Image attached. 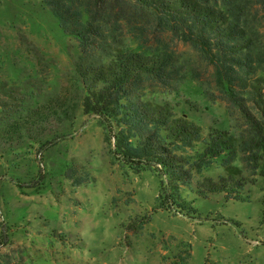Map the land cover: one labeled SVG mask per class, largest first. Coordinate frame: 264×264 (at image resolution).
<instances>
[{"label":"rangeland","instance_id":"1","mask_svg":"<svg viewBox=\"0 0 264 264\" xmlns=\"http://www.w3.org/2000/svg\"><path fill=\"white\" fill-rule=\"evenodd\" d=\"M172 46L196 62L188 45ZM77 58L41 0H0V120L52 96L78 102ZM158 96L205 130L230 128L225 103L196 80ZM112 139L77 106L74 120L26 148L0 149V264H264L262 177L243 201L199 196L193 184L166 188L154 170L116 159ZM221 172L214 164L192 180Z\"/></svg>","mask_w":264,"mask_h":264},{"label":"trees","instance_id":"2","mask_svg":"<svg viewBox=\"0 0 264 264\" xmlns=\"http://www.w3.org/2000/svg\"><path fill=\"white\" fill-rule=\"evenodd\" d=\"M41 1L76 41L82 95L78 102L52 96L0 120V149L26 148L74 120L80 106L113 138L116 159L154 170L166 188L193 184L199 196L243 201L246 185L264 180V0ZM175 40L195 52V63L182 59ZM186 79L225 103L229 129L205 130L158 96ZM214 164L222 170L217 177L192 180L193 171Z\"/></svg>","mask_w":264,"mask_h":264}]
</instances>
